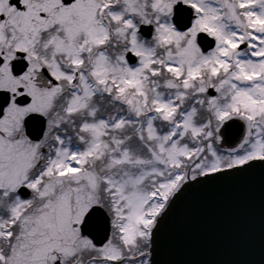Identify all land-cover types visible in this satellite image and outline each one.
I'll return each mask as SVG.
<instances>
[{
  "label": "snow or ice",
  "instance_id": "obj_1",
  "mask_svg": "<svg viewBox=\"0 0 264 264\" xmlns=\"http://www.w3.org/2000/svg\"><path fill=\"white\" fill-rule=\"evenodd\" d=\"M264 181V0H0V264H164L187 189Z\"/></svg>",
  "mask_w": 264,
  "mask_h": 264
},
{
  "label": "water",
  "instance_id": "obj_2",
  "mask_svg": "<svg viewBox=\"0 0 264 264\" xmlns=\"http://www.w3.org/2000/svg\"><path fill=\"white\" fill-rule=\"evenodd\" d=\"M164 264H264V181L185 190L161 225Z\"/></svg>",
  "mask_w": 264,
  "mask_h": 264
}]
</instances>
